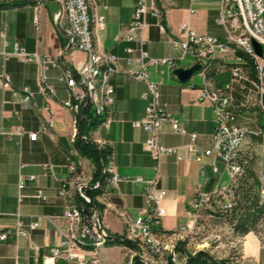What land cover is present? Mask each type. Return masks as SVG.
I'll list each match as a JSON object with an SVG mask.
<instances>
[{
    "label": "crops",
    "instance_id": "obj_1",
    "mask_svg": "<svg viewBox=\"0 0 264 264\" xmlns=\"http://www.w3.org/2000/svg\"><path fill=\"white\" fill-rule=\"evenodd\" d=\"M12 0H0V3ZM139 0H100L96 4V13L103 18L104 30L98 33L100 48L115 57L119 72L111 76L109 84L113 88V103L109 108L106 124L98 125L89 134V140L98 147L106 146L111 150L109 167L123 181L116 187L106 186L105 193L97 198L103 206L100 213L101 224L109 235H125L127 222L135 220L144 206L141 185L136 178L152 180L157 178L158 188L166 191L163 207L166 216L161 230L175 231L183 228L190 212V203L200 191L211 194L216 191L232 190V180L225 165L215 156L203 157L197 161L195 154L188 151L190 134H195L194 145L200 152L213 148L212 135L215 131V113L211 106L199 100V90L203 78L202 71L195 78L181 83L172 75L174 68H186L198 63L191 59L185 64L180 60L179 51L173 48L172 40H182L185 36L182 25L200 35H207L221 41L225 39L222 28L217 24L220 0H170L162 12L165 32L160 33L155 19L147 14L148 27L143 31L147 41L145 50L151 59H171L175 67L158 64L147 68L148 81L154 83L159 92V103L167 115L174 118L185 131V135L172 132L168 123L160 125L159 140L163 146L182 148L177 154L165 156L157 163L144 151L143 144L148 133L134 128L132 122L143 119L146 102L142 95L146 84L133 80L126 71L135 70L136 65L127 64L125 49L136 48L134 42L124 40V34L131 23L133 9ZM150 3L151 0H144ZM38 11L34 5L1 8L0 17L5 15V23L0 22V34L4 33L6 53L13 50L14 44L27 53L37 52L57 57L63 68L72 70L83 63L86 56L82 52L70 50L63 54L61 37L51 23V16ZM27 11L26 16L21 11ZM41 11V12H40ZM13 13V14H10ZM38 14V29L34 25V16ZM40 14V16H39ZM40 18V19H39ZM41 24V29L39 27ZM34 27V34L32 31ZM29 32L31 34H29ZM1 42V38H0ZM1 50V49H0ZM134 55L131 56L133 59ZM230 62L218 61L208 71L206 81L214 89H222L229 83L232 88L231 110L234 121L231 125L251 133L241 149L242 157H253L259 151V162L254 163L253 172L257 180L261 169V154L264 141L259 143L252 136L264 128V116L261 110L252 104L242 111L236 105L246 104L247 95L252 88L247 80L231 82ZM4 72L10 79V89L0 91V233L7 232L5 240L0 241V264H43L62 240V230L66 226L63 214L69 199L59 196L63 184L70 177V166L74 165L85 182H89L92 167L88 160L81 158L74 149V116L62 106L68 98L65 84L59 80L60 69L49 68L46 71L47 83L53 89L54 96L46 97L38 85V67L35 62L23 63L17 58H8L3 62L0 56V74ZM27 88L32 93V101L27 107L17 103L13 92ZM264 106V96L261 99ZM52 119L53 126L46 132L42 127ZM22 131L23 134L18 133ZM29 133H37L36 141H31ZM47 165L44 170L43 166ZM216 167L217 171H213ZM33 176L35 179L30 181ZM24 182L18 201L19 182ZM41 191L44 201L34 197ZM74 191H71L72 195ZM207 220V219H205ZM37 223L35 230L30 224ZM28 233L27 237L17 234L16 227ZM230 231V229H228ZM240 257L253 264H264V244L252 233L241 237ZM127 248L107 246L99 251L100 264H125L124 252ZM198 251V250H197ZM178 264H184L183 253L178 250ZM154 261V260H153ZM53 264H76L65 259H57Z\"/></svg>",
    "mask_w": 264,
    "mask_h": 264
},
{
    "label": "built area",
    "instance_id": "obj_2",
    "mask_svg": "<svg viewBox=\"0 0 264 264\" xmlns=\"http://www.w3.org/2000/svg\"><path fill=\"white\" fill-rule=\"evenodd\" d=\"M35 8L43 6L44 1H50L58 7V11L51 16V23L55 29L62 33L66 39V46L70 50L82 52L86 59L83 63L74 66L72 70L63 68L57 57L37 52L27 53L16 44L10 53H6L4 48L7 46L4 33L0 34V56L3 62L8 58H17L23 63L35 62L38 67V85L46 97L54 96L53 89L47 83L46 71L49 68H59V80L65 84L68 98L62 102V106L69 110L74 116V136L77 134V116L84 115L85 108L96 117L102 120L101 124L108 123L106 116L113 103V88L109 84L111 76L119 72L115 57L104 52L99 46L98 33L104 30V21L96 13V4L100 0H33ZM170 0H151L147 3L139 0L132 12L131 23L124 34V40L134 42L137 47L126 48L128 57L125 62L136 65L135 70H127L126 75L133 79L142 81L146 84L147 90L142 95L146 102L145 114L143 119L132 122L134 128L142 129L148 133V138L143 144V149L157 163L161 158L172 154H177L179 147H166L160 143L158 130L161 124L168 123L172 132L185 135V131L179 123L167 115L163 106L159 103V92L157 86L148 81L147 68L149 65L158 64L174 68L175 61L171 59L156 60L151 59L145 50L146 37L143 31L148 27L146 22L147 14H150L156 21L155 26L160 33L165 32L162 23L163 8ZM264 0H220L219 16L217 24L222 28L225 39L223 41L207 36L200 35L189 28L187 24L182 25L185 36L182 40H172L173 48L179 51L180 60L191 59L201 62L204 69L201 73L203 82L199 90V100L211 106L215 113V131L212 135L213 148L200 152L194 145L196 135L190 134L188 151L195 154L197 161L203 157L215 156L223 162L226 170L231 177L232 184L241 175V167L238 164V154L243 143L251 133L245 129L231 125L234 121V112L231 110L233 103L231 83L222 89L212 88L206 75L217 60L230 62L229 71L231 82L247 80L251 89L247 95L246 104H237L236 110L242 111L248 105L257 106L264 116V106L261 99L264 96V51L259 57L254 51L251 40L258 42L264 47ZM34 25L38 29V14L34 16ZM63 49V50H64ZM134 55L133 59L131 56ZM244 58H248L252 64L254 78L250 79L245 71ZM62 65V66H61ZM10 89V79L7 74H0V91ZM17 103L22 107H27L32 101V93L27 88L13 92ZM52 119L46 121L42 131L46 132L52 128ZM0 134L2 130L0 129ZM22 135L23 132L18 133ZM255 137L264 138V128L255 134ZM31 141H36L37 133H29ZM47 165L43 169H47ZM69 180L63 184L59 191V196L69 199L71 191L77 193L86 202L89 199L85 195V189L89 182H85L77 172V168L70 166ZM111 174L109 184L116 187L123 181L122 178L114 174L109 167L104 168ZM213 171H217L214 167ZM35 177L31 176L30 181ZM134 182L141 185L144 197V206L140 210L135 220L127 222L125 237L128 241L137 244L141 251L150 254L157 259L168 257L173 264H178V250L180 248L188 250L190 243L196 239L206 226L202 224L206 216L211 218V212L215 203L220 202V209L229 212L234 207V195L232 190L216 191L211 194L198 192L190 203V212L187 213L186 225L175 231L161 230L162 222L166 216L163 202L166 198V191L158 188L157 178L144 180L136 178ZM258 196L259 202L264 203V150L261 154V169L259 175ZM98 184L94 185L96 188ZM24 188V182H19L18 201H21L20 191ZM34 197L44 201L46 198L41 191H37ZM206 215V216H205ZM66 222L62 230V240L59 245L52 249L50 256L44 258L43 264H53L57 259H65L76 264H100L99 251L108 246L110 236L101 224L100 214L93 209L90 215L84 216L75 205L68 201L67 208L63 214ZM202 222V223H201ZM37 223L30 224V230H35ZM17 234L27 237L28 233L23 230L20 224L16 227ZM7 232L0 233V241L5 240ZM183 253V260L187 258ZM194 254L196 252H189ZM146 264V263H145Z\"/></svg>",
    "mask_w": 264,
    "mask_h": 264
},
{
    "label": "trees",
    "instance_id": "obj_3",
    "mask_svg": "<svg viewBox=\"0 0 264 264\" xmlns=\"http://www.w3.org/2000/svg\"><path fill=\"white\" fill-rule=\"evenodd\" d=\"M33 0H12L9 2L0 3L1 8L18 7L21 5H35ZM61 44L64 48L66 46V39H62ZM216 61L215 63H217ZM245 64V71L250 79L254 78L252 64L248 58L243 60ZM214 66V65H213ZM213 72L210 71L209 75ZM102 123V120L94 116L88 108H85L84 115L80 118L77 116V134L73 142L74 149L78 155L88 160L92 167L91 179L88 187L85 189V195L89 199L86 202L77 193L70 196V203L75 205L84 216L90 215L93 209L98 213H102L103 206L97 201V198L102 196L106 191V186L109 184L111 174L104 171V168L108 167L109 157L111 150L106 146L98 147L92 141L89 140V134L98 125ZM253 136V135H252ZM255 137V136H254ZM257 138L259 143L264 141V138ZM250 158L242 157L241 150L238 154V164L241 167V175L236 178L235 183L232 186V191L235 199V205L229 212H224V216L227 218V222L231 227L234 234L244 236L249 232H252L258 221L264 217V203L259 202L258 188L259 182L253 172L254 160L251 154ZM98 184L96 188L94 185ZM110 240L108 246L125 247L129 250H136V244L128 241L125 235H109ZM186 255L185 264H231V260L228 259H214L209 253L204 251H198L193 255L184 250ZM132 264H143L138 256L132 258ZM158 264V263H149ZM165 264H173L167 257Z\"/></svg>",
    "mask_w": 264,
    "mask_h": 264
},
{
    "label": "rangeland",
    "instance_id": "obj_4",
    "mask_svg": "<svg viewBox=\"0 0 264 264\" xmlns=\"http://www.w3.org/2000/svg\"><path fill=\"white\" fill-rule=\"evenodd\" d=\"M41 11H44L46 12V14L48 13L49 16H52L55 12L58 11V7L50 1H44ZM21 12L24 13L26 16L28 15L27 11L23 10ZM10 14H13V13H10ZM262 18L264 20V13L262 15ZM0 22L5 23V15L2 18L0 17ZM39 27L41 29V24H39ZM31 28H33V30H31L32 34L30 32L29 34L33 35L35 30H34V27H32V25H31ZM263 51H264V47H263ZM187 61L189 60H182V63L185 64ZM192 78H195V76H192ZM245 145L246 144L243 143L242 148ZM259 156H260L259 151H257V153H254L253 155L254 163L259 162ZM220 202L221 201H219L218 203V199H217V203L214 204L212 212H211V215H212L211 218H208L205 215L206 216L205 219L207 220L205 221L203 220L202 221L203 223L202 222L201 223L205 224L206 229L204 232L199 234V236H196V239L190 243L187 252L188 251L189 252L204 251V252L209 253L214 259H228L229 258L231 260V264H253L252 262L247 261V259H243L240 257L241 256L240 255V248H241L240 239L243 236H239L233 233V231L231 230V227L226 221L227 218L224 216V211H222L219 207L221 206ZM234 204H235V199H234ZM228 229H230V231ZM249 233H252L255 237L259 239L261 244H264V217H262L258 221V223L255 225L254 230ZM181 250H184V249L181 248ZM123 252H124L123 254H124L125 264H132V258L134 256H138L139 259L143 262V264L145 263L146 264H149V263L165 264V259L167 258L165 256L159 259L152 257L150 256V254L146 252L144 253V251H141L140 247L137 244H136V250L133 251V250L126 249ZM177 261L179 262V260ZM183 261H184L183 263L185 264L186 258Z\"/></svg>",
    "mask_w": 264,
    "mask_h": 264
},
{
    "label": "water",
    "instance_id": "obj_5",
    "mask_svg": "<svg viewBox=\"0 0 264 264\" xmlns=\"http://www.w3.org/2000/svg\"><path fill=\"white\" fill-rule=\"evenodd\" d=\"M251 45L256 52V54L260 57L263 53V47L256 41L251 40ZM70 49V46L68 45L63 51L62 54L60 55V61L62 62L63 60V54L68 52ZM203 68V65L198 62L193 65H189L186 68L180 67V68H174L171 71V75L179 82L184 83L188 81L194 74H197L200 72ZM96 144V142H93ZM97 145V144H96Z\"/></svg>",
    "mask_w": 264,
    "mask_h": 264
},
{
    "label": "bare ground",
    "instance_id": "obj_6",
    "mask_svg": "<svg viewBox=\"0 0 264 264\" xmlns=\"http://www.w3.org/2000/svg\"><path fill=\"white\" fill-rule=\"evenodd\" d=\"M217 61H219V60H217ZM254 136V135H253Z\"/></svg>",
    "mask_w": 264,
    "mask_h": 264
}]
</instances>
